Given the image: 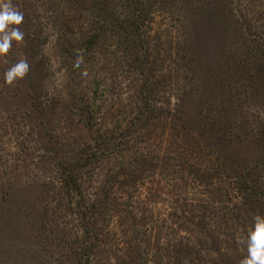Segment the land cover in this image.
Wrapping results in <instances>:
<instances>
[{
    "label": "rangeland",
    "instance_id": "obj_1",
    "mask_svg": "<svg viewBox=\"0 0 264 264\" xmlns=\"http://www.w3.org/2000/svg\"><path fill=\"white\" fill-rule=\"evenodd\" d=\"M10 2L0 264H241L264 216V0Z\"/></svg>",
    "mask_w": 264,
    "mask_h": 264
},
{
    "label": "clouds",
    "instance_id": "obj_2",
    "mask_svg": "<svg viewBox=\"0 0 264 264\" xmlns=\"http://www.w3.org/2000/svg\"><path fill=\"white\" fill-rule=\"evenodd\" d=\"M24 21V15L16 9L10 0H0V57L5 56L12 47V42L24 41L25 33L18 27ZM75 63H83L82 53H77ZM29 71L26 59L13 64L5 73L4 81L12 85L14 81L23 79ZM83 75H87L85 71ZM238 242L246 246L247 255L241 264H264V216L257 215L249 228L246 237H239ZM3 264L5 260L3 259ZM11 264H17L15 260Z\"/></svg>",
    "mask_w": 264,
    "mask_h": 264
}]
</instances>
